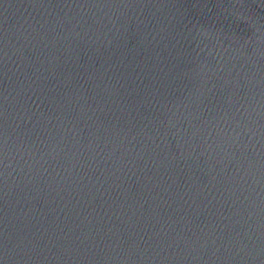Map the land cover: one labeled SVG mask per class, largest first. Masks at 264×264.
Returning a JSON list of instances; mask_svg holds the SVG:
<instances>
[{
    "label": "water",
    "instance_id": "water-1",
    "mask_svg": "<svg viewBox=\"0 0 264 264\" xmlns=\"http://www.w3.org/2000/svg\"><path fill=\"white\" fill-rule=\"evenodd\" d=\"M0 264H264V0H0Z\"/></svg>",
    "mask_w": 264,
    "mask_h": 264
}]
</instances>
